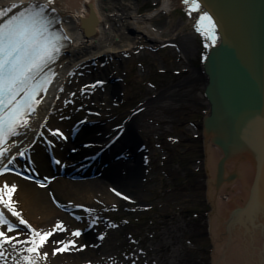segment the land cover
I'll return each mask as SVG.
<instances>
[{
    "label": "rangeland",
    "instance_id": "374dc122",
    "mask_svg": "<svg viewBox=\"0 0 264 264\" xmlns=\"http://www.w3.org/2000/svg\"><path fill=\"white\" fill-rule=\"evenodd\" d=\"M98 2L103 9L101 12L108 14L112 29L113 13L116 9H127L126 3L137 7L138 14L159 6V0ZM58 5L66 15H72L62 1ZM191 16L190 7L185 4L177 7L171 15L158 13L148 21V25L153 30L163 31L168 27L170 18L179 24L190 20ZM209 41L207 33L203 29L198 30V27L187 30L181 39L175 37L163 43H149L143 36L137 35L133 50L122 51L120 45L123 44L118 43L120 47L117 50L120 52L116 54L91 59L81 68L78 67L81 63H77L70 70L69 84L63 85V90L54 91L56 95L53 94L51 110L58 108L57 104L60 109L62 99L63 103L67 101L66 107L61 108V115L53 114L54 126L61 122L70 126L75 120L90 118L99 122L106 137H111L115 127L132 117L135 128L127 132V137L132 138L135 134L145 150L142 155L144 167L139 169V174L143 172V176L139 175L137 188L124 191V199L117 198L108 205L94 201L79 205L92 213L94 223H97L92 228V239L99 249V259L94 257L89 264H211L212 246L207 227L212 207L208 201V175L201 129L202 111L206 109L195 110L187 102L188 89L177 87L189 68L197 71ZM111 82L117 86L115 97L108 96ZM85 83L91 86L87 92L81 90ZM194 98L202 103L204 101L201 91L200 96L196 94ZM137 108H140L138 114ZM47 126L50 127V124ZM49 130L52 131L44 129L43 134ZM52 138L61 139L59 134ZM183 161L189 164L190 172L202 176L201 191L187 190L185 176L188 167L179 163ZM194 177L197 178L196 175ZM0 205L10 218L6 220L13 225V231H7L5 237H9V232L17 231L21 239L5 243V237H0V264H12V254L8 251L10 244L19 243V247L28 249L32 241L40 237L33 235L32 222L29 225L20 223L24 219L13 215L14 209L7 208L6 203ZM190 210L196 213L192 214L195 223L186 215ZM80 220L90 225L87 219ZM72 221L62 223L63 232L54 234L57 240L47 243L49 236L47 242L34 251L31 256L33 263L44 264L45 260L48 264H67L73 249L83 250L84 246L79 241L81 235H73L78 232L79 225ZM204 226L207 238L202 241L197 238L203 235ZM0 228L7 230V224ZM98 234H102L103 238L96 239ZM38 241L36 244L40 243ZM71 243L75 248L70 249ZM65 245H68L66 250L56 251ZM20 251L23 255L24 249Z\"/></svg>",
    "mask_w": 264,
    "mask_h": 264
},
{
    "label": "bare ground",
    "instance_id": "6f19581e",
    "mask_svg": "<svg viewBox=\"0 0 264 264\" xmlns=\"http://www.w3.org/2000/svg\"><path fill=\"white\" fill-rule=\"evenodd\" d=\"M61 1L66 10H71V16L66 15L59 7L58 2ZM34 5L36 9H39L40 5L44 6V13L55 21V28L64 25L62 29H64L65 46L61 49L59 58L52 63L50 85L42 94V98L38 100L39 103L33 107L34 111H30L25 118L27 124H20L16 129L18 134H13L0 148L2 153L0 166L7 158H13L15 159L13 165L16 167L14 174L0 176V189H3L4 185H8L9 188L15 186L10 205L8 195L3 196L0 204L6 203L7 208L14 209L18 217L23 218L26 224L29 225L32 222L34 236H36L35 233L44 234L55 230L48 239L47 243H50L51 240H57L54 234L63 232L56 227L57 225H62L63 222L73 223L70 215L83 216L88 223L95 220V216L82 210L80 204L94 201L108 205L117 199V193L124 195V191L137 188L141 163L140 156H137L135 140L127 137V132L135 128L132 117L115 128L114 136L108 139L104 138L98 124H84L78 131L62 122L54 126L53 114L61 115L63 113L61 108L67 105V101L63 103L62 99L60 109L58 104L56 105L58 108L50 109L53 94L56 95L54 91L63 90L62 86L69 84L67 81L71 74L70 70L77 63H81L78 65L81 68L91 59H100L110 53L120 52L117 50L120 46L123 47L122 51L133 50L137 35L143 36L149 43L161 41L163 43L175 37L181 39L187 34V30L199 27V17L206 14L196 7L192 11L194 17L191 16L190 20L175 24L170 18L168 27L163 31H157L148 25V21L160 12L171 15L177 7L182 5V0H159L157 8L143 14H138L137 7L126 3L127 9H116L113 13V28H116L114 30L109 23L108 14L101 12L103 9L99 6L98 0H0V13H3L0 21L12 14L30 9ZM204 23L207 26V22ZM213 36L216 41L214 29ZM109 42H114L116 46L112 47L113 44ZM118 43L123 45L119 46ZM209 43H213L212 38ZM111 83L108 96L115 97L117 86L114 82ZM90 87L85 83L81 90L87 92ZM203 100L205 101L204 109H206L204 117L208 107L204 97ZM48 124L50 127L47 126ZM48 128L52 131L49 130L43 134V130ZM57 134L61 139L52 138ZM110 139L116 145V151L111 148L105 152L102 151L101 148L106 146ZM203 145L208 175V201L212 207L207 227L212 246L211 264H264V236L240 237L224 232L253 189L254 170L238 157L225 158L205 133ZM133 147L135 155L131 153L132 151L125 150ZM20 150L24 151L21 159L16 156ZM115 152L127 156V160L120 161L118 164L116 162L113 164L111 160L107 164L110 170L107 171V168L104 170V158L115 155ZM94 154L97 155L96 164L92 165L94 169L86 170L90 168V158ZM52 159L53 164L50 163ZM64 163L68 169L64 167V172H60L58 167L60 168ZM218 164L222 169L219 179L217 178ZM67 174L69 177L66 178ZM231 175L234 177L227 180ZM5 178L8 181H5ZM32 178H36L38 182L33 181ZM2 212L5 219H10L0 205V214ZM75 222L79 225L78 229L90 230V232H85L79 238L81 245L84 246L83 250L75 251L73 243L70 244L73 255L67 258V264H89L94 257L99 259L97 254L99 249L94 245L93 232L87 221L81 222L78 219ZM37 223L38 226L35 225ZM40 225L43 227L41 228ZM19 228H22L21 225ZM62 228H64L63 225ZM0 230L4 233L8 231L2 228ZM7 236L10 237L8 239L10 242L15 239L21 240L17 231L9 232ZM39 239L34 240L37 242ZM18 245L20 244H10L8 247L13 258L12 264H37L32 262L34 259L31 256L34 252H29V248ZM31 248H34L33 243ZM22 249H24L23 255L20 251ZM47 253L52 256L50 251ZM9 256L10 254H7V258H10ZM43 262L48 264L45 260Z\"/></svg>",
    "mask_w": 264,
    "mask_h": 264
},
{
    "label": "water",
    "instance_id": "95a60500",
    "mask_svg": "<svg viewBox=\"0 0 264 264\" xmlns=\"http://www.w3.org/2000/svg\"><path fill=\"white\" fill-rule=\"evenodd\" d=\"M195 3L217 37L200 66L208 107L202 139L205 133L225 158L238 157L254 170L253 189L224 232L264 236V0ZM221 170L218 164V179Z\"/></svg>",
    "mask_w": 264,
    "mask_h": 264
},
{
    "label": "snow or ice",
    "instance_id": "6c2138e0",
    "mask_svg": "<svg viewBox=\"0 0 264 264\" xmlns=\"http://www.w3.org/2000/svg\"><path fill=\"white\" fill-rule=\"evenodd\" d=\"M183 2L187 4L189 0H183ZM192 5L193 10L198 7L195 0H192ZM43 13V5L39 6V10H36L34 5L30 9H26L25 12H21L18 17L13 16L0 23V113H3L0 115V141L6 142L9 135L18 134L16 133L18 125L27 124L26 119L20 118L26 114V109L34 111L32 101L36 94L35 90L30 93L26 91L29 81L34 78L35 73L53 61L54 53L59 52L55 40L50 38ZM2 15L3 13H0V16ZM204 22H207V27L204 26ZM198 24V30L203 29L214 43V25L211 17L201 15ZM55 39H59V37ZM21 92H25L27 103L24 100L16 99ZM35 102L39 103V101ZM14 192L15 186L9 188L8 185H4L3 189H0V200H3L4 195H8L10 205L11 194ZM13 215L18 214L13 212ZM20 223L26 222L21 220ZM4 224H7L8 231H13V225L3 217V214H0V225ZM56 227L63 230L62 225ZM52 234V232L35 233L40 237V243L36 244L33 240L32 243L36 246L29 248L28 251H38ZM73 235L79 236L80 233L75 232ZM0 237H5V233L0 232ZM5 242H10L7 237H5ZM67 247L68 245H65L64 248L56 251H64ZM25 259L27 260V258Z\"/></svg>",
    "mask_w": 264,
    "mask_h": 264
},
{
    "label": "flooded vegetation",
    "instance_id": "af4514ba",
    "mask_svg": "<svg viewBox=\"0 0 264 264\" xmlns=\"http://www.w3.org/2000/svg\"><path fill=\"white\" fill-rule=\"evenodd\" d=\"M200 61L198 64L197 71L194 72V68H189L186 74L184 75V79L177 86L180 88L185 87L188 89L186 94L187 102L197 111H199L202 107L204 108L205 105V101H203L202 103L199 100H195L194 98L196 94L200 96V91H201V96L203 98L204 74L200 67ZM202 112L204 115L205 111L203 110Z\"/></svg>",
    "mask_w": 264,
    "mask_h": 264
},
{
    "label": "trees",
    "instance_id": "16d2710c",
    "mask_svg": "<svg viewBox=\"0 0 264 264\" xmlns=\"http://www.w3.org/2000/svg\"><path fill=\"white\" fill-rule=\"evenodd\" d=\"M188 153V151H187ZM197 155L198 157H200V154H199V151H197ZM198 160V159H197ZM182 166H186L188 167V170H187V175L185 176V183L187 185V190H191V189H196L197 191H201L202 190V182H201V177L200 175L198 174H195V173H192L190 172V168H189V164L187 162H179ZM194 175H196V177L198 179H200V181L194 177ZM198 181V182H197ZM194 187V188H193ZM195 212L193 210H190L188 212H186V215L188 216V218L193 222L195 223V219H192V214H194ZM196 214V213H195ZM196 218V217H195ZM198 221V220H197ZM203 235L199 236L197 239L201 238L202 241H205V226L203 228Z\"/></svg>",
    "mask_w": 264,
    "mask_h": 264
}]
</instances>
